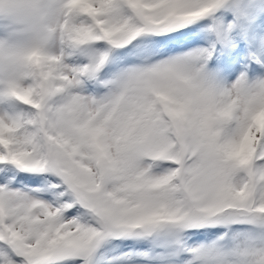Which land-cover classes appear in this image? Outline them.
<instances>
[{
	"label": "snow or ice",
	"instance_id": "snow-or-ice-1",
	"mask_svg": "<svg viewBox=\"0 0 264 264\" xmlns=\"http://www.w3.org/2000/svg\"><path fill=\"white\" fill-rule=\"evenodd\" d=\"M31 10L42 43L0 80V264H264V0Z\"/></svg>",
	"mask_w": 264,
	"mask_h": 264
},
{
	"label": "clouds",
	"instance_id": "clouds-1",
	"mask_svg": "<svg viewBox=\"0 0 264 264\" xmlns=\"http://www.w3.org/2000/svg\"><path fill=\"white\" fill-rule=\"evenodd\" d=\"M33 0H0V17L11 24L9 35L0 37V75L16 70L10 57L42 43L41 22L32 12Z\"/></svg>",
	"mask_w": 264,
	"mask_h": 264
},
{
	"label": "rangeland",
	"instance_id": "rangeland-1",
	"mask_svg": "<svg viewBox=\"0 0 264 264\" xmlns=\"http://www.w3.org/2000/svg\"><path fill=\"white\" fill-rule=\"evenodd\" d=\"M12 30V26L10 23H8L6 20H4L2 17H0V37H4L10 34ZM4 79L2 75H0V80ZM10 105H14L13 101L9 102Z\"/></svg>",
	"mask_w": 264,
	"mask_h": 264
}]
</instances>
